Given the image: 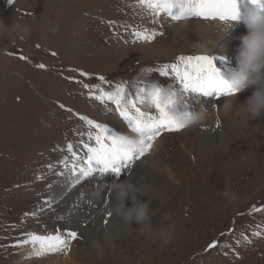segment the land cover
<instances>
[{"label": "rangeland", "instance_id": "374dc122", "mask_svg": "<svg viewBox=\"0 0 264 264\" xmlns=\"http://www.w3.org/2000/svg\"><path fill=\"white\" fill-rule=\"evenodd\" d=\"M152 17L139 0H0V19L10 26L30 27L28 33L10 31L0 37V264L17 263L20 245L31 234L69 230L78 233L72 240L73 256L67 258L61 251L59 260H53L42 254L23 264H264V116L245 126L219 121L201 132L186 127L177 134L163 133L170 137L167 164L175 191L150 196L158 205L154 227L171 226L174 232L167 244L154 233L141 232L135 221L115 239L108 228L115 203L107 210L111 215L101 213L92 222L78 220L80 212L91 214L73 203L70 211L76 210L77 216L65 221L62 213L71 202L51 204L46 196L56 176L75 184L67 181L73 162L67 145L84 156L79 141H87L88 125L81 116L115 132L128 129L112 103L95 99L99 89L109 91L124 83L134 91L132 82L137 80L152 81L165 91L176 84L171 76L147 71L185 55L173 34L159 28ZM144 29L157 33L151 42L133 35ZM219 62L225 60L216 65ZM226 184L235 193L232 202L221 195ZM47 204L50 207L43 208ZM164 215L168 222L160 225ZM121 221L118 217L113 228L120 229ZM71 224L91 229L84 233ZM214 241L216 246L210 248Z\"/></svg>", "mask_w": 264, "mask_h": 264}, {"label": "snow or ice", "instance_id": "6c2138e0", "mask_svg": "<svg viewBox=\"0 0 264 264\" xmlns=\"http://www.w3.org/2000/svg\"><path fill=\"white\" fill-rule=\"evenodd\" d=\"M252 2L264 9V0ZM139 4L149 9L153 15L164 14L172 20L199 17L204 20L234 22L240 19L238 0H139ZM133 35L138 40L151 42L157 33L144 29L134 31ZM224 59L226 57L222 55H179L175 63L147 69L149 72H159L164 77L171 76L176 84L170 87H175L185 97L182 103H177L176 91L166 92L163 86L152 81L147 84L139 80L133 81L134 91H128L124 83L116 84L109 91L99 89L100 94L95 99L102 103H112L131 134L121 135L104 123L81 116L80 119L88 125L87 141H80L86 150L84 156L81 157L71 143L67 145V151L73 158L70 171L76 172L79 169L74 183L94 175L104 177L112 174L119 178L135 161L152 150L156 139L163 133L186 128L181 118L189 111L188 97L236 95L238 90L216 66L217 60ZM39 67L46 66L40 64ZM99 80L104 81L105 77L100 76ZM84 87L91 90L90 85ZM149 106L152 110H147ZM111 110L106 108V111ZM77 236V231L72 230L65 234L58 231L54 235L31 234L30 239L24 243H32L34 247L38 245L35 255L39 256L45 252L67 249ZM215 246V241L209 245L210 248Z\"/></svg>", "mask_w": 264, "mask_h": 264}, {"label": "bare ground", "instance_id": "6f19581e", "mask_svg": "<svg viewBox=\"0 0 264 264\" xmlns=\"http://www.w3.org/2000/svg\"><path fill=\"white\" fill-rule=\"evenodd\" d=\"M257 8H258V5L254 4L252 0H238V9L240 13V19L234 22H231V21L226 22L228 24H231V23L234 24V27L232 29L234 32L231 30L232 31L231 35L226 38L227 39V49H228L227 55L224 56L226 57V59H224L226 64L225 63L222 64L221 62H219L216 65L221 70L222 74L224 75L226 79H229V76H228L229 71L235 68L237 65V57H238V53H239V50L242 44L241 38L244 35H247L249 32V29L247 28V23H246L247 18L250 12L253 10H256ZM152 18H153V23L157 24L159 28H163L166 31L171 32L173 34L172 36L174 37L175 42L179 46L182 47L181 50L182 52H184L183 54L188 55V53L192 51V52H195L197 55H200V54H214V55L218 54L219 56L221 55L219 52L215 50V45L221 40V38L224 35L222 31L224 26L221 24V21L219 20H216V21L206 20L205 21L204 19L199 18V17H188V18H181L180 20H172L169 16L164 15V14L153 15ZM171 91H176V94H178L180 98L185 99V97L182 96L175 87H173L172 89L166 92H171ZM253 91L254 89L250 88L243 92L237 93L236 103H239V104L246 103L248 97H250L253 94ZM228 98L235 99V95L227 96V97L223 96L218 101H214L212 97L211 98L210 97H207V98L188 97L187 98L188 103L191 104L189 106L190 110H191V106H193L194 109H198L201 106H206L210 111L214 110V114L211 119L199 125H196L194 127H189V129L193 132H201L203 126H207L208 124H215L219 121H229V123L237 125L238 121H240L238 117H232V116L226 117L221 110L222 104ZM239 124L240 126H245L248 123L240 121ZM117 133L121 135L131 134L129 129H124L122 132L119 131ZM177 133L178 131L170 132V134H177ZM181 134L182 135L185 134V131L182 132ZM169 138L170 137H164L163 134L161 137H158L153 145L152 150H150L149 153H146L144 157H141L139 160L135 161L130 166V168L126 169L122 173V175L119 178L114 177L112 174H108L100 178L94 175L92 177L82 179L79 183L66 184V181L64 182L63 178H61L60 176H56L59 182L58 181L55 182L54 180L55 183L53 184V188L48 189L46 191L47 192L46 196L47 198H49V201H52L51 204H54V201L58 202L63 199H65L68 202V203L66 202L67 204L71 202L68 207L69 210L66 211L65 209L63 211L62 213L63 218L60 215L62 219L64 220L67 219V220L72 221L73 218L77 216V213H75L76 210L73 212L70 211V209L73 208V203H75L80 206V210L82 211V213L91 214L90 217H87L86 215L84 216L80 212L78 215V220L82 217L83 218L85 217L84 221L90 220V222H92V219L97 218L98 217L97 215H101V213H104L105 216L109 215L107 214L109 213V211L107 210H111V208H109L110 204L115 203L114 194L111 188L109 187V185L113 181H117V180L119 181L132 180V182L138 183L140 190L145 194L144 197H146V199L144 201H150V208L156 210L158 205L153 203L154 198H153V195L150 196V194L156 193L160 195H167V194H171L172 191H175V186H174L175 179L172 178L171 168L169 167V164H167V160L169 159L170 152L168 151L169 147L167 146L168 143L166 144V142L169 141ZM79 146L82 150L84 149L81 143H79ZM184 149L186 152H191V149H189L186 145ZM192 154L193 152L191 153V155ZM71 163L73 164V162ZM75 174L76 172H72V174H70L69 179L67 181H75L76 175H78V174L76 175ZM72 177H74V179H72ZM107 178L110 179V182H106ZM67 187L69 188V191H66ZM96 193H99V198L96 197L95 195ZM142 196L143 195L140 196L141 199H142ZM156 200L161 201L162 199L158 196ZM168 200L169 198L165 199L163 201V204L167 202ZM126 204L127 206L131 207L132 206L131 199L126 201ZM44 207L46 209V208H49L50 205L47 204V205H44L43 208ZM96 207L98 208L101 207L98 212L94 211ZM39 211H42V209H40ZM117 218L118 216L113 214L112 218L110 219L111 223L108 225L109 226L108 228L111 227V230H112L111 233L114 234L113 236L115 239L119 238V236H122L124 233L126 234V232L128 230H131V227H132L131 224L123 222L122 224L119 223L120 225L119 226L120 229L118 228L119 230L117 228H113L118 223L116 222ZM71 226L75 230L79 228L81 231L83 232L85 231L84 233H87L91 229L90 227L91 225L86 226V227H83V226L81 227L75 224H71ZM121 230H122V235L121 233H119ZM108 240L112 241V239H108ZM92 241L95 242V239H93ZM74 246L75 245L71 241L70 246L68 247L70 250L67 248V249L59 250V251L45 252L43 254V257H46L48 255L50 256L51 259L54 260V259H57V253L62 251V253H65V252L67 253L65 257L70 258L71 255L74 254L75 252L73 250ZM37 247L38 245L34 247L32 243H27V244H25L24 242L23 244L21 243L20 249H19V253H20L19 260H17L16 261L17 263H14V264H23L25 261H27V259L29 258L31 259V257H35V256L37 258H41V255L39 256L35 255V251ZM115 258L117 261H120V262L123 261V258L121 257H115ZM59 263L60 262H56L55 264H59ZM65 264H67V262Z\"/></svg>", "mask_w": 264, "mask_h": 264}, {"label": "clouds", "instance_id": "9594fccd", "mask_svg": "<svg viewBox=\"0 0 264 264\" xmlns=\"http://www.w3.org/2000/svg\"><path fill=\"white\" fill-rule=\"evenodd\" d=\"M247 28L249 32L241 38L242 44L237 57V65L228 73L229 81L232 86L238 90L237 93L247 89H254L253 94L248 97L246 103H236L235 99L228 98L221 106L223 114L228 117H238L241 122L250 123L261 116H264V9L259 6L256 10L250 12L247 18ZM234 24H227L223 27L224 33L221 40L215 45V50L222 56L227 55V37L231 35V30ZM10 31L30 32L29 26L19 24L9 25L5 20L0 19V37ZM55 32V29L53 30ZM177 103H182L183 99L176 94ZM214 110L210 111L206 106H201L198 109L189 110L182 118L181 122L186 127H194L212 118ZM137 147L139 145H136ZM109 187L111 188L115 207L114 214L117 215L123 222L140 224V231L143 233H154L161 239L164 244L169 243L174 235V232L169 227H154L152 217L157 215V210L150 208V201H143L140 196L145 195L138 185L132 180L113 181ZM221 191V195L226 202H232L235 193L226 184ZM99 198V193L95 194ZM131 199L132 206L129 207L126 201ZM168 222V216L160 217V225Z\"/></svg>", "mask_w": 264, "mask_h": 264}]
</instances>
